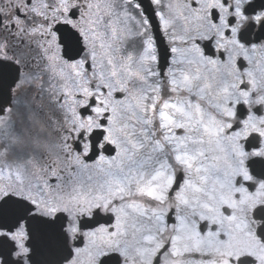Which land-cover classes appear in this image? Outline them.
Instances as JSON below:
<instances>
[{"label":"snow or ice","instance_id":"6c2138e0","mask_svg":"<svg viewBox=\"0 0 264 264\" xmlns=\"http://www.w3.org/2000/svg\"><path fill=\"white\" fill-rule=\"evenodd\" d=\"M257 197L264 0H0V264H264Z\"/></svg>","mask_w":264,"mask_h":264},{"label":"flooded vegetation","instance_id":"af4514ba","mask_svg":"<svg viewBox=\"0 0 264 264\" xmlns=\"http://www.w3.org/2000/svg\"><path fill=\"white\" fill-rule=\"evenodd\" d=\"M256 202L264 203V198L257 197L255 199H252L251 201L246 200V203H251V205H255ZM241 217H243V212L238 213Z\"/></svg>","mask_w":264,"mask_h":264}]
</instances>
